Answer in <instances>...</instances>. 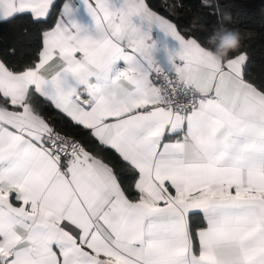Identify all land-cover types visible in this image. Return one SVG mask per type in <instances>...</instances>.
I'll use <instances>...</instances> for the list:
<instances>
[{"label":"snow or ice","instance_id":"1","mask_svg":"<svg viewBox=\"0 0 264 264\" xmlns=\"http://www.w3.org/2000/svg\"><path fill=\"white\" fill-rule=\"evenodd\" d=\"M0 0V264H264V67L182 2ZM207 10V11H204ZM156 26L175 46L157 58ZM47 105L63 121L57 128Z\"/></svg>","mask_w":264,"mask_h":264},{"label":"trees","instance_id":"2","mask_svg":"<svg viewBox=\"0 0 264 264\" xmlns=\"http://www.w3.org/2000/svg\"><path fill=\"white\" fill-rule=\"evenodd\" d=\"M169 4L174 0H167ZM184 5L179 10L175 22L184 26L188 24L194 14L199 9V0H179ZM150 6L162 15H168L165 0H148ZM223 13V22L225 27L234 29L239 33H251L243 39V46L250 53L249 70L259 73L264 67V0H219ZM207 11V10H204ZM202 20H207L208 26L202 28L198 35L201 41L207 47H214L219 42L224 29L217 28L221 16H205ZM24 23L20 22L15 27L9 26L0 30V57L6 56L10 49L15 48V59H27L30 53L37 47V40L34 33L23 35L22 28ZM214 29L216 30L213 35ZM207 37H212L209 45L206 43ZM45 108V115L57 128H61L63 121L61 115L47 105H41Z\"/></svg>","mask_w":264,"mask_h":264},{"label":"clouds","instance_id":"3","mask_svg":"<svg viewBox=\"0 0 264 264\" xmlns=\"http://www.w3.org/2000/svg\"><path fill=\"white\" fill-rule=\"evenodd\" d=\"M223 28V26H221ZM216 30L214 29L213 35H215ZM241 40L240 33L238 31L233 30H224L220 40L214 47H209L211 51H213L218 56H227L229 52L233 51L232 47L228 45L232 42L238 46ZM212 41V37H207L206 43L209 45Z\"/></svg>","mask_w":264,"mask_h":264},{"label":"crops","instance_id":"4","mask_svg":"<svg viewBox=\"0 0 264 264\" xmlns=\"http://www.w3.org/2000/svg\"><path fill=\"white\" fill-rule=\"evenodd\" d=\"M151 36L155 40L158 49L156 56L161 63H164V53L161 50L162 46L167 45L168 47H173L175 46V42L170 37H166L156 26H153Z\"/></svg>","mask_w":264,"mask_h":264}]
</instances>
